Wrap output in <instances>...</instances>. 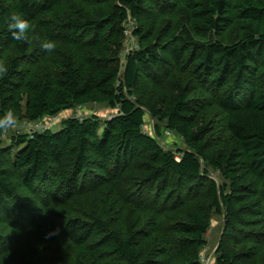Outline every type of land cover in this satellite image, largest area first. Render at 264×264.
I'll return each mask as SVG.
<instances>
[{"label": "trees", "instance_id": "trees-1", "mask_svg": "<svg viewBox=\"0 0 264 264\" xmlns=\"http://www.w3.org/2000/svg\"><path fill=\"white\" fill-rule=\"evenodd\" d=\"M179 2L184 21L168 32L145 25L143 0H0V117L12 111L36 122L90 103L115 110L0 141V160L11 156L24 190L65 209L61 222L31 217L25 232L66 240L70 264H203L210 211L228 225L242 210L263 213L264 0ZM15 14L29 22L27 42L8 27ZM128 20L136 46L124 54ZM234 25L241 34L231 43L201 39ZM170 75L181 78L174 93L149 112L183 140L176 154L143 131L139 99L142 79L159 87ZM14 194L0 166V202ZM201 198L206 207L191 205ZM251 234L264 247V233ZM24 253L18 264H45L43 254ZM215 264H264V249L220 245Z\"/></svg>", "mask_w": 264, "mask_h": 264}, {"label": "rangeland", "instance_id": "rangeland-1", "mask_svg": "<svg viewBox=\"0 0 264 264\" xmlns=\"http://www.w3.org/2000/svg\"><path fill=\"white\" fill-rule=\"evenodd\" d=\"M143 1L146 10L143 22H145L146 26L152 28L163 27L169 32L183 23L184 15L180 8V0H164L169 3V10L160 9L161 5L158 0ZM114 3L118 4L117 1ZM135 25L136 23L132 20H128L125 25L126 42L124 46V54L127 49L136 46V40L133 37L131 39V33L135 28ZM177 33L179 35L181 31L178 30ZM240 34L239 28L237 25H234L224 37L207 34L201 39L210 41L219 40L222 43H231L237 40L240 37ZM124 59L125 55L123 56V61ZM180 79L177 75H170L159 87L144 79L139 83L143 86L145 91L143 96L139 97L142 103V108L145 112L143 131L154 137L164 150L172 151L175 154L179 149L186 148L183 140L176 133L165 130V124L157 119H153L149 110L153 107H157L158 102L163 100L165 96H171L172 93H174V82ZM114 112L115 110L108 108L105 104L90 103L84 106H75L72 109L61 111L53 117H43L36 122H30L21 115L16 116L17 126L13 129H9L7 132L2 130V133L0 134L1 147L9 146L12 138L20 134L32 133L44 129H51L53 131L59 130L62 121L70 117L81 118L95 115L101 119H105L113 115ZM217 120V117L213 118L212 121L214 122L211 123L212 127ZM157 131H159V133H157ZM212 142L213 145L209 144L210 150H213L217 138L214 137ZM0 166L9 170L12 184L15 187L14 196L10 199H3V201L0 202V234L5 237V244L0 248V264H18L19 259L25 255L24 252L31 250H34L35 253L43 254L42 260L45 264H70L72 257L71 246L66 240L59 237L53 242H42L29 237L25 232V227L31 221V217L45 215L53 222H61L64 219L62 213H64L65 209H63V211L59 210L54 202L45 199V195L40 198L28 194L21 186L17 174L12 168L11 156L3 154L0 160ZM208 169L210 171V176L218 184L224 182L218 172L211 168ZM262 201L263 213H258L255 210H242L240 211L238 219L232 220L230 225H228L223 214H216L213 211H210L208 216L209 233L205 237L206 245L201 249V260L203 264H215L216 250L220 245H222L227 251L236 250L238 253L249 247L253 249H264V247H260L261 245H252L256 238L255 235L251 234V231L264 233V187L262 189ZM193 204L200 207L207 206V202L202 198L192 202L191 205L193 206ZM76 205H80L78 206L77 211L83 207L80 202H77ZM263 240L264 236L259 238L260 242ZM106 264L124 263L118 260H107Z\"/></svg>", "mask_w": 264, "mask_h": 264}, {"label": "clouds", "instance_id": "clouds-1", "mask_svg": "<svg viewBox=\"0 0 264 264\" xmlns=\"http://www.w3.org/2000/svg\"><path fill=\"white\" fill-rule=\"evenodd\" d=\"M9 29L12 30L13 38L18 42H27L29 40V22L21 14L10 16L8 22ZM44 48L50 49L52 43L48 42L43 45ZM17 126V118L12 111H8L3 117H0V130L7 132Z\"/></svg>", "mask_w": 264, "mask_h": 264}, {"label": "built area", "instance_id": "built-area-1", "mask_svg": "<svg viewBox=\"0 0 264 264\" xmlns=\"http://www.w3.org/2000/svg\"><path fill=\"white\" fill-rule=\"evenodd\" d=\"M125 34H126V31H125ZM131 49H133V48L127 49V50H126V53L129 52Z\"/></svg>", "mask_w": 264, "mask_h": 264}]
</instances>
